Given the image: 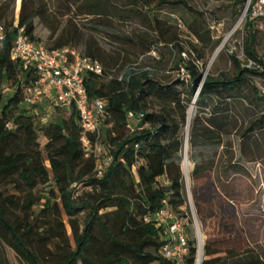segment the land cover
I'll list each match as a JSON object with an SVG mask.
<instances>
[{
	"label": "trees",
	"instance_id": "1",
	"mask_svg": "<svg viewBox=\"0 0 264 264\" xmlns=\"http://www.w3.org/2000/svg\"><path fill=\"white\" fill-rule=\"evenodd\" d=\"M243 2L233 0V7ZM162 3L191 8L185 0H159ZM105 4L103 0H57L52 9L45 0H21L17 18L9 21V4L0 0V24L6 30L0 44V264H12L8 251L20 264H174L160 252L164 228L154 221L145 222L144 217L159 210L163 200L170 211L187 216L179 160L188 107L194 101L195 108L201 109L212 98L231 101L242 96L244 88L251 92V99L245 96L250 104H264V92L255 81L264 78V55L256 50L258 29L248 16L240 54L229 57L232 75L220 72L216 77H202L197 65L183 57L177 36L166 40L177 53L173 68L184 67L189 75L187 83H171L158 79L151 66L127 67L111 74L118 60L94 40L79 36L72 23L75 14L100 17ZM134 4L144 9L135 14L154 11L151 1L136 0ZM64 16L67 20L62 25ZM37 24L49 30V45L35 34ZM19 28L30 41L43 42L49 50L82 44L81 53L102 65L101 77L87 74L84 80L89 101H105L99 137L105 144L104 154L95 153V136H91L92 149L83 148L75 110L60 122H45L44 114H35L26 105V88L34 83L36 74L12 57ZM112 38L130 47L136 57L149 53L158 42L144 35ZM205 122L197 114L193 118L189 131L192 147L219 141V134ZM255 128L264 129V114L250 122L248 132ZM39 136L45 138L43 144ZM105 156L112 160L97 177ZM204 172V167L195 165L192 177ZM39 185L47 187L46 193H34ZM77 186L86 191L78 194ZM10 187L17 193L6 194ZM84 209L88 214L80 230L79 214ZM211 217L201 264H264L258 252L243 246L233 219L203 216ZM187 241L186 260L192 263L196 239L187 235Z\"/></svg>",
	"mask_w": 264,
	"mask_h": 264
},
{
	"label": "rangeland",
	"instance_id": "2",
	"mask_svg": "<svg viewBox=\"0 0 264 264\" xmlns=\"http://www.w3.org/2000/svg\"><path fill=\"white\" fill-rule=\"evenodd\" d=\"M45 1L53 9L57 0ZM135 1L103 0L107 4L102 16L75 14L72 21L80 37L94 40L105 52L118 60L116 66L111 69V74L123 72L127 67L151 66L156 69L161 81L187 83V70L184 67L173 68V59L177 57V53L170 43L165 42L176 35L183 45V57L197 65L202 77L207 74L216 77L220 72H230L232 75L234 67L229 57L232 54L239 55L241 51L246 0L236 8L233 7V0H185L191 8L169 3L159 5V0H148L151 1L150 7L154 8V11L144 14L146 16L135 14L144 10L140 9L138 4L135 5ZM5 3L9 4L8 20L17 18L21 0H5ZM66 20L67 16L61 18L62 25H65ZM97 21L103 24H95ZM37 22L35 19V23ZM257 23H254L255 27ZM257 29L260 43L256 50L260 55H264V30ZM35 34L47 45L51 43L48 40L50 32L43 25L37 24ZM114 35H144L158 42L149 53L136 57L131 55L130 47L114 42ZM222 44L223 48L215 55ZM82 46L80 44L78 48ZM255 81L264 92V78L257 77ZM11 92L12 90H9V93ZM245 96L252 98L247 88L243 89L242 96L231 101L212 98L207 101L206 107L195 108V115L212 125L214 131L219 134V141L210 145L199 143L192 147L189 144V133L186 144L185 125L181 131L183 150L179 164L183 174L185 211L191 220L196 221L203 241L208 238L206 231H209L210 221L212 222V217L209 220L203 218L204 215L233 219L244 242L243 246L258 252L264 258V129L255 128L248 132L250 122L264 114V104L258 101L250 104ZM32 112L38 115L45 112L49 115L55 114L47 104L32 109ZM56 112V116L44 121L60 122L65 113ZM217 123L218 125H215ZM39 142L43 144L45 138L39 136ZM100 146L104 150V142H101ZM185 153L190 165L188 169L182 165ZM195 165L205 169L197 178L192 177ZM46 188L39 185L34 193H46ZM77 188L78 194L86 191L83 186ZM5 193L15 194L17 191L10 187ZM12 210L19 212L16 207H12ZM102 212L104 211L100 213ZM87 214L86 209L79 214L80 230ZM193 233L194 229L188 227V235L191 238ZM66 234H71L68 225ZM8 255L12 264H20L13 252L8 251Z\"/></svg>",
	"mask_w": 264,
	"mask_h": 264
},
{
	"label": "built area",
	"instance_id": "3",
	"mask_svg": "<svg viewBox=\"0 0 264 264\" xmlns=\"http://www.w3.org/2000/svg\"><path fill=\"white\" fill-rule=\"evenodd\" d=\"M243 14L258 22L256 28L264 30V0H246ZM5 35L6 30L0 24V44L5 40ZM12 57L20 61L23 69L32 70L36 74L34 83L26 88V105L35 109L47 104V107L54 112L70 113L75 110L78 115L80 142L83 148L86 151L92 149L91 136H95L94 151L97 154H104L99 137L105 101L101 98L89 101L84 80L87 74L101 77L102 65L82 54L77 47L64 46L49 50L43 42L30 41L23 34L22 28L17 31ZM51 116L45 112L43 120ZM111 160V157L105 156L103 161H100L97 177H101L103 169ZM162 205L159 210L144 217L145 222L154 221L165 230L161 254L174 264H201L202 257L199 256V250L203 239L196 221L170 211L166 200L162 201ZM188 227L194 229L193 236L197 244L196 257L192 263L186 260L189 252Z\"/></svg>",
	"mask_w": 264,
	"mask_h": 264
},
{
	"label": "bare ground",
	"instance_id": "4",
	"mask_svg": "<svg viewBox=\"0 0 264 264\" xmlns=\"http://www.w3.org/2000/svg\"><path fill=\"white\" fill-rule=\"evenodd\" d=\"M224 44H222L217 50H216V53L215 55H217L221 49L223 48ZM194 115H195V104H194V101L193 103H191V105L189 106L188 110H187V121H186V144H187V137H188V133H189V130H190V126H191V123L193 121V118H194ZM183 167L185 169H188L189 168V161H188V158H187V153H185V156H184V160H183V163H182ZM188 174V173H187ZM187 178H188V175H187ZM189 180V179H188ZM201 238V237H200ZM203 239V238H201ZM203 243L204 241L202 240V243H201V248L199 250V256L202 257V254H203Z\"/></svg>",
	"mask_w": 264,
	"mask_h": 264
},
{
	"label": "crops",
	"instance_id": "5",
	"mask_svg": "<svg viewBox=\"0 0 264 264\" xmlns=\"http://www.w3.org/2000/svg\"><path fill=\"white\" fill-rule=\"evenodd\" d=\"M57 113V112H56ZM56 113L55 114H51L52 116H56ZM62 113H65L64 114V117H65V115H68L69 113L68 112H65V111H62Z\"/></svg>",
	"mask_w": 264,
	"mask_h": 264
},
{
	"label": "water",
	"instance_id": "6",
	"mask_svg": "<svg viewBox=\"0 0 264 264\" xmlns=\"http://www.w3.org/2000/svg\"><path fill=\"white\" fill-rule=\"evenodd\" d=\"M194 87L198 88L199 87V84L194 82ZM195 100V99H194Z\"/></svg>",
	"mask_w": 264,
	"mask_h": 264
}]
</instances>
